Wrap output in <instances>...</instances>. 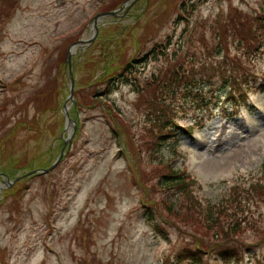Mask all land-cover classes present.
<instances>
[{
	"label": "rangeland",
	"instance_id": "obj_1",
	"mask_svg": "<svg viewBox=\"0 0 264 264\" xmlns=\"http://www.w3.org/2000/svg\"><path fill=\"white\" fill-rule=\"evenodd\" d=\"M125 1L8 0L2 10L0 264H264V198L249 204L250 225L221 241L167 217L158 203L165 193L152 186L159 179L157 165L186 170L205 205L222 200L231 185L255 180L264 162V82L246 105L237 98L241 105L231 106L227 88L212 78L216 88L206 105L178 113L182 127L194 124L193 133L157 147L155 159L144 146L137 148L144 142L145 110L136 106L143 101L137 102L133 86L120 85L108 96L114 113L100 104L83 106L78 122L72 107L74 92L83 95L92 78L110 77L129 57L145 53L133 64L141 83L176 60L215 61L214 50L203 51L205 41L212 43L218 32L236 41L243 21L247 26L253 15L264 16L257 13L264 0H132L115 15L100 17L94 31L95 14ZM91 37L72 55L73 101L67 110L53 101L63 91L45 102L29 100L40 86L48 94L54 76L66 79L68 95L66 50ZM255 60L264 76V53ZM62 148L52 170L26 176L52 163ZM227 246L236 256L224 259Z\"/></svg>",
	"mask_w": 264,
	"mask_h": 264
},
{
	"label": "trees",
	"instance_id": "obj_2",
	"mask_svg": "<svg viewBox=\"0 0 264 264\" xmlns=\"http://www.w3.org/2000/svg\"><path fill=\"white\" fill-rule=\"evenodd\" d=\"M7 3H9L8 0H0V18L6 15V12L2 10H4ZM257 13L264 14V8L258 9ZM242 24L243 28L240 30L241 33L236 41L227 42L225 35L220 32L217 33L215 40L210 44L203 40L205 41L203 51L214 50L217 57L215 61L203 59L199 65H196L193 63V59H188L186 60L187 65H184L182 63L178 64V60H176L175 64L170 67L167 65L161 72L149 76L147 83L139 82L133 65L141 61L145 57V53L141 58L131 59L129 57L124 59L122 65L115 69V74L110 77L101 74L99 79L93 80L92 78L82 88L83 95L74 92L75 101L72 107L75 118L78 117L79 122V108L83 106L90 109L100 104L113 112L112 104L109 103L107 97L116 86L121 84L138 85L140 88L138 89L137 102L143 101V103L136 104V106L141 111L145 110V119L143 120L145 124H143V129L141 128L140 132V137L144 139V142L142 146L137 145V148L143 150L144 146L152 159L157 158L156 154L159 147L171 138L183 135V133H187V130L189 131L188 128L187 130L180 128L177 123L176 118L181 108L179 103L182 101L184 104L191 102L197 106L206 105L205 100L209 96L208 93H210L211 98L213 90L216 88L211 82L212 78H218L222 87L227 88L224 97L232 106H236L237 98L244 100L256 76L264 80L263 74L259 73L253 64L255 63L254 56L261 50L264 52L262 47L264 16L259 15L256 17L253 15V19L247 22V26L244 21ZM253 30H257V34H253ZM247 31H249L250 37ZM216 42H219L222 47L217 48L215 46ZM233 49L236 50L235 54L231 53L234 52ZM199 50L201 52V47H199ZM152 51H154V46L151 48ZM221 56H223V59H220ZM209 70L211 71L210 74L207 73ZM56 77L54 76L52 84L46 88V90L50 89L48 94H44L45 90L40 86V90L37 89L28 97L29 100L40 99V101L45 102L63 91L61 98L58 99L56 96L53 100L55 101L54 104L62 106L67 89L66 79H56ZM207 78L209 89L205 90L204 83ZM84 94H86V97H83ZM82 98H85V101H82ZM142 104H145L143 108L141 107ZM56 110L58 109L56 108ZM118 117L116 114L115 118ZM146 129L147 132L144 133ZM50 164L51 162L48 165ZM14 167L13 165L9 169L13 170ZM153 171L159 173V179L152 186H157L160 190H163L162 193H165L158 200V203L164 207L166 216L174 218L179 225L190 226L193 232L207 238L211 237L222 241L242 232L244 226L250 225L248 216H254V214L248 212L250 209L249 204H256L264 198V162L262 163L261 174L255 180L248 184H233L222 200H219V202L207 200L205 205L194 195V189H191L190 181L183 171L173 170L167 164L157 165ZM153 227L158 230L157 232H160L158 225L154 224ZM207 228L212 230L209 235L205 232ZM232 248L227 246L223 249L224 259L236 256ZM195 249L197 248L195 247ZM197 250L202 252L200 249ZM189 256L193 258L194 253H190Z\"/></svg>",
	"mask_w": 264,
	"mask_h": 264
},
{
	"label": "water",
	"instance_id": "obj_3",
	"mask_svg": "<svg viewBox=\"0 0 264 264\" xmlns=\"http://www.w3.org/2000/svg\"><path fill=\"white\" fill-rule=\"evenodd\" d=\"M127 3H128V6H130V4L132 3V0L131 1L127 0L126 2H124L119 7V9L124 8ZM115 12H116V10H111V11L101 12V13H98V14L94 15L93 18H92L94 31H97V22H98V19L100 17L111 16V15L113 16V15H115ZM92 40H93L92 37H91L90 40H87V41L81 39V40H78V41H76L74 43H71L68 46V48H67L65 64H66V67L68 69V75H69V79H70V85H69L68 97L66 98L65 102H67L68 100H71V101L73 100V84H74V78H73L72 61H71L72 54H73L74 50L77 47H81V46H83V44H85L83 42H92ZM63 108H64V110L67 109L66 106H65V104L63 105ZM68 124H69V121H68ZM62 154H63V148L61 149L58 158L56 159V161L54 163H52L51 166H49L48 168H44L42 170H40V169H34V170H31V171H28L26 173V176L27 175H30V174H33L35 172H48V171H50L51 169H53L57 165V163L59 162Z\"/></svg>",
	"mask_w": 264,
	"mask_h": 264
},
{
	"label": "bare ground",
	"instance_id": "obj_4",
	"mask_svg": "<svg viewBox=\"0 0 264 264\" xmlns=\"http://www.w3.org/2000/svg\"><path fill=\"white\" fill-rule=\"evenodd\" d=\"M66 140V139H65Z\"/></svg>",
	"mask_w": 264,
	"mask_h": 264
}]
</instances>
